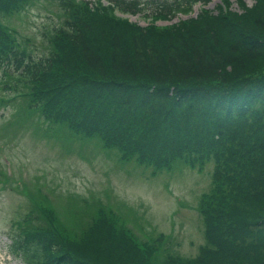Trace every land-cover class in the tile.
<instances>
[{
  "label": "trees",
  "instance_id": "obj_1",
  "mask_svg": "<svg viewBox=\"0 0 264 264\" xmlns=\"http://www.w3.org/2000/svg\"><path fill=\"white\" fill-rule=\"evenodd\" d=\"M43 1L0 0V103L13 102L9 119L64 141L99 139L152 171L179 162L201 167L212 158L216 190L200 203L204 242L191 259L171 258L156 240L138 248L106 204L82 231L77 208L65 213L75 229L51 209L30 210L8 233L12 252L24 264H264V0L245 8L241 15L257 16L231 32L224 48L204 23L206 10L165 34L109 15L113 5L144 10L138 0H57L66 9L61 22L50 30L48 49L32 53L10 20L12 11ZM154 1L157 13L172 18L191 13L196 0ZM183 24L195 28V40L186 39ZM96 34L104 45H93ZM67 49L76 59L69 73ZM29 110L39 116L27 119Z\"/></svg>",
  "mask_w": 264,
  "mask_h": 264
},
{
  "label": "rangeland",
  "instance_id": "obj_2",
  "mask_svg": "<svg viewBox=\"0 0 264 264\" xmlns=\"http://www.w3.org/2000/svg\"><path fill=\"white\" fill-rule=\"evenodd\" d=\"M99 1L109 2L89 0L88 3L92 6ZM138 1L145 5L144 10L132 14L113 5L109 15L121 23L154 26L168 30L165 34H169L175 24L195 18L198 12L206 10L210 16L203 18L207 21L204 23L210 34L220 36L223 48L232 39L231 32H236L241 24L251 25L257 16L256 13L249 18L241 15L245 8L254 5V0H242L244 4L238 0H196L192 3L191 13H177L173 18L157 13L160 8H156L154 0ZM219 6L230 9V12L220 10ZM62 8L57 0H47L27 4L15 11L11 17L15 28H12L22 44L32 48V53L48 49L50 30L61 22ZM260 16L264 21V12ZM223 24L228 25L229 31L222 34ZM182 26L184 29L180 30L188 41L197 38L191 24ZM92 43L104 45V37L96 34ZM66 55L69 61L66 71L69 73L76 59H72L69 49ZM12 110L13 102L0 103V264H24L8 247V233H13L16 223L30 210L45 214L51 209L57 222L75 229L77 223L71 217L66 220V210L77 208L75 217L77 220L81 218L82 231L90 227L91 215L96 214L95 208L103 204L113 217L125 224L138 248L143 243L152 245L156 240L162 243V251L166 247L175 260L196 256L204 242L200 203L205 195H214L216 190L212 158L206 159L201 167L179 162L172 168L152 171L150 166L140 164L134 157L123 159L119 150L102 145L99 139H77L71 135L64 141L57 135L43 133L31 121H11ZM36 112L29 110L25 113L27 119L38 117Z\"/></svg>",
  "mask_w": 264,
  "mask_h": 264
}]
</instances>
